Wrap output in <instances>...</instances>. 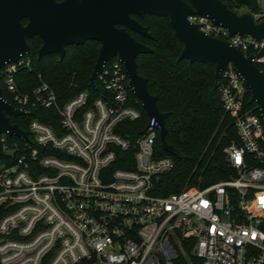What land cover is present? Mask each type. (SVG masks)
Segmentation results:
<instances>
[{"label":"built area","instance_id":"1","mask_svg":"<svg viewBox=\"0 0 264 264\" xmlns=\"http://www.w3.org/2000/svg\"><path fill=\"white\" fill-rule=\"evenodd\" d=\"M252 1L259 23L264 0ZM188 20L264 72V40ZM30 65L24 55L4 66L9 103L24 117L50 111L56 122L31 120L26 142L0 135V264H176L188 250L202 264H264V122L231 64L217 89L237 137L223 149L232 175L166 196L157 183L174 169L173 156L156 150V119L132 129L144 110L120 61L103 66L94 90L88 83L66 100L41 75L21 91L18 73Z\"/></svg>","mask_w":264,"mask_h":264},{"label":"water","instance_id":"2","mask_svg":"<svg viewBox=\"0 0 264 264\" xmlns=\"http://www.w3.org/2000/svg\"><path fill=\"white\" fill-rule=\"evenodd\" d=\"M238 1L246 12L237 13L222 0H188V3L184 0H0V35L6 34L8 39L7 51L0 53V70L5 62H18L21 56L28 54L27 39L35 36L42 41L38 59L52 54L62 59L69 47L97 42L100 50L88 80L89 87L96 88V78L106 63L114 59L120 61L128 77V86L142 109L161 126L162 149L177 159H183L178 150L166 143L168 114L159 111L158 97L149 93L147 79L138 73L137 57L153 51L138 42L129 31L148 39L152 35L148 27L132 16L167 19L174 36L182 44L178 61L187 60L190 64L213 68L215 90L222 71L231 64L248 88L250 102L256 104L264 122V72L253 63V56L245 57L227 41L207 35L188 20L197 15L226 29L230 35L264 40V20L254 21L253 1ZM24 18L29 20L26 26L21 22ZM25 115V110H18L4 100L0 88V135L28 141V133L10 122L12 117Z\"/></svg>","mask_w":264,"mask_h":264},{"label":"trees","instance_id":"3","mask_svg":"<svg viewBox=\"0 0 264 264\" xmlns=\"http://www.w3.org/2000/svg\"><path fill=\"white\" fill-rule=\"evenodd\" d=\"M222 1L237 13L243 8L238 0ZM141 22L149 28L152 38L145 39L135 34L133 37L153 52L137 57V70L140 76L147 79L149 93L158 97L159 111L168 114L166 143L183 155V159L172 158L174 169L160 178L158 193L166 196L191 185L204 187L228 179L232 172L227 166L223 149L237 137L233 120L222 110L218 89H214V69L198 63L190 64L187 60L178 61L182 44L174 36L167 19L147 16ZM30 46L31 71L21 70L18 73V84H24L19 87L21 91L34 87L37 75L42 76L59 100H66L88 88V80L99 54L98 44L87 43L69 48L62 59L53 54L38 59L39 43L32 40ZM75 86H78V91ZM0 88L4 100L11 102L2 82ZM137 106L141 110V105ZM36 118L47 125L56 122L53 113L42 109L30 110L29 117H12L10 122L27 132L29 122ZM147 118L142 111L141 121L131 125L132 129L143 128ZM10 144L11 140H8L7 145ZM2 150L0 142V158L5 156ZM156 150L160 156L168 155L162 149L159 138ZM176 264L202 262L188 250V260Z\"/></svg>","mask_w":264,"mask_h":264},{"label":"flooded vegetation","instance_id":"4","mask_svg":"<svg viewBox=\"0 0 264 264\" xmlns=\"http://www.w3.org/2000/svg\"><path fill=\"white\" fill-rule=\"evenodd\" d=\"M62 0H57V2H61ZM185 2H187L188 3V0H184ZM145 17H147V16H145ZM144 17V18H145ZM132 18L135 20V21H138L140 24H142V20L144 19V18H139V17H137V16H132ZM22 24L24 25V26H26L28 23H29V20L27 19V18H24V19H22ZM143 25V24H142ZM144 26V25H143ZM144 27H146V26H144ZM150 32V31H149ZM129 33H130V35L133 37V34H135V35H138V34H136V33H134V32H132V31H129ZM138 36H140V35H138ZM142 37V36H141ZM144 38V37H143ZM145 39H148V38H145ZM32 40H36V42H38L39 43V48H38V50H37V57H38V51H39V49H40V47H41V45H42V41H41V39L38 37V36H35V37H33V38H29V39H27V44H28V46L30 47V51H29V53L28 54H26V55H29L30 53H31V46H30V42L32 41ZM87 43H90V44H92V43H95V44H98L99 45V50H100V44L99 43H97V42H91V41H88V42H86L85 44H87ZM141 43V42H140ZM84 45V44H83ZM75 46H72V47H69V48H74ZM79 47V46H78ZM69 48H67V49H69ZM7 49H8V39H7V36H6V34L5 35H3V37H1V35H0V53L1 52H6L7 51ZM66 49V50H67ZM53 55H55V56H57L59 59H60V57L57 55V54H53ZM45 57V56H44ZM6 64H8V62H5L3 65H2V67H1V70H0V73L2 74L3 73V69H4V66L6 65ZM0 83H1V80H0Z\"/></svg>","mask_w":264,"mask_h":264},{"label":"rangeland","instance_id":"5","mask_svg":"<svg viewBox=\"0 0 264 264\" xmlns=\"http://www.w3.org/2000/svg\"><path fill=\"white\" fill-rule=\"evenodd\" d=\"M247 11V9L246 8H241L239 11H238V13H243V12H246Z\"/></svg>","mask_w":264,"mask_h":264}]
</instances>
